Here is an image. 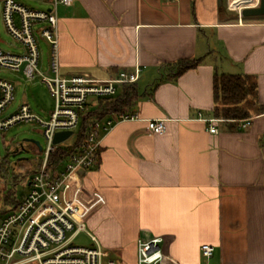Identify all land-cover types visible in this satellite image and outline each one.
Listing matches in <instances>:
<instances>
[{"label": "crops", "instance_id": "0c3cea01", "mask_svg": "<svg viewBox=\"0 0 264 264\" xmlns=\"http://www.w3.org/2000/svg\"><path fill=\"white\" fill-rule=\"evenodd\" d=\"M225 2L72 0L57 8L62 76L139 69L124 111L137 119L104 134L95 166L78 174L85 229L123 263L136 261L138 239L160 238L178 264H264V14H241L259 0L238 9ZM180 59L198 63L165 79L166 64ZM215 73L255 80L249 124L220 120L209 131ZM149 119H165V132L151 133ZM204 243L214 246L209 258Z\"/></svg>", "mask_w": 264, "mask_h": 264}, {"label": "built area", "instance_id": "2783aa9c", "mask_svg": "<svg viewBox=\"0 0 264 264\" xmlns=\"http://www.w3.org/2000/svg\"><path fill=\"white\" fill-rule=\"evenodd\" d=\"M71 1L48 0V8H39L19 0H2L1 15L5 30L18 42L20 50L11 52L0 48V68L20 72L24 80L39 77L52 94L54 105L47 120L31 112L24 102L4 114L14 101L15 83L0 78V130H8L21 121H35L42 127L45 138L43 149L41 147L37 151L34 147L35 151L41 153L37 166L31 169L28 178L21 176L17 179H24L27 187L23 185L20 190H14L13 203L0 212V264H126L111 257L86 231V211L77 197L81 192L78 174L95 166L103 135L119 121L137 119V114L119 112L93 119L82 140L67 145L71 148L62 160L54 162L50 159L60 146L53 143L55 132L70 130L71 135L74 134L82 113L88 111L97 98L113 97L119 86L134 83L139 77L138 68L120 70L107 79L60 74L57 8ZM39 37L44 38L49 47L46 70L39 67ZM204 120L210 123L211 133L217 131L213 123L220 120L237 121L238 127L249 124L248 118L210 117ZM146 122L151 133L161 134L166 130L165 119H149ZM81 231L87 233L90 245L74 242ZM213 251L211 244L200 245V252L205 258L211 257ZM133 264L178 263L164 254L160 238H152L137 240L136 261Z\"/></svg>", "mask_w": 264, "mask_h": 264}, {"label": "rangeland", "instance_id": "374dc122", "mask_svg": "<svg viewBox=\"0 0 264 264\" xmlns=\"http://www.w3.org/2000/svg\"><path fill=\"white\" fill-rule=\"evenodd\" d=\"M19 1L28 6L45 8L43 7L44 4L37 0ZM244 2L245 0H226L225 4L228 3L230 7L238 9L239 5H242ZM1 14L2 0H0V48L11 52H18L20 50V45L5 30ZM38 42L41 54L39 67L41 69L43 68L42 70H46L48 64V45L42 37L38 38ZM0 78H7L15 82L14 101L6 108L4 114L13 111L17 105L24 102L29 105L31 112L38 115L41 119L47 120L49 118V113L53 109L54 98L47 86L40 81L39 77H35L33 80H24L20 72L18 73L7 68H0ZM253 99V97L248 98L244 106H251ZM77 133L78 128L75 129L74 134L58 145L65 146L71 144L75 141ZM30 140L37 141L42 149L45 146L43 129L35 121H21L12 125L8 130H0V160L6 157L9 162V173L11 174L12 171L19 172L24 174V179L28 178L29 173H25L26 167L19 166V163L28 161L30 164V162L32 163L34 160H38L41 157V153L35 151L34 148L31 147L32 143ZM10 174L5 177H0L1 209L5 207L1 197L4 191L6 192L9 189L20 190L23 185L27 187V185L23 183L24 179L19 178V181H13ZM74 242L85 246L91 243L85 231L78 233ZM113 257L117 256L113 255Z\"/></svg>", "mask_w": 264, "mask_h": 264}, {"label": "trees", "instance_id": "16d2710c", "mask_svg": "<svg viewBox=\"0 0 264 264\" xmlns=\"http://www.w3.org/2000/svg\"><path fill=\"white\" fill-rule=\"evenodd\" d=\"M198 63L197 59H180L176 62L166 64L165 79H173L181 74L188 68L194 67ZM134 83L123 84L122 92L119 96L114 97H101L97 98L94 103V107L88 111L82 113L80 117V123L78 126V133L74 143H78L82 140L85 130L88 124L93 119H99L106 114L114 112H124L127 108L131 107L133 96L135 93ZM257 95V86L253 78L246 74H232L221 73L214 74L213 77V115L222 119H240L249 116L248 107L244 106L248 98H255ZM31 147L38 151V145L31 144ZM70 146H58L56 152H54L50 159L54 162L62 160ZM40 158L34 160L30 164L28 161L19 163V166L26 167L25 173H29L31 169L37 166ZM6 157L0 160V176L5 177L9 173V162L7 163ZM13 181H17L18 177L23 176L19 172L10 174ZM4 190V189H3ZM2 191V190H1ZM13 189L4 191L2 193V200L4 208H0V212H3L7 205L13 203Z\"/></svg>", "mask_w": 264, "mask_h": 264}, {"label": "water", "instance_id": "95a60500", "mask_svg": "<svg viewBox=\"0 0 264 264\" xmlns=\"http://www.w3.org/2000/svg\"><path fill=\"white\" fill-rule=\"evenodd\" d=\"M241 14L243 16L264 14V0H259L258 5H256V6L244 7L241 10ZM71 133L72 132L70 130L55 132L54 137H53V143L58 144V143L64 141L65 139H67L71 135ZM30 142H33L36 145H38L39 150L41 149V146L39 145V143L37 141L30 140Z\"/></svg>", "mask_w": 264, "mask_h": 264}]
</instances>
